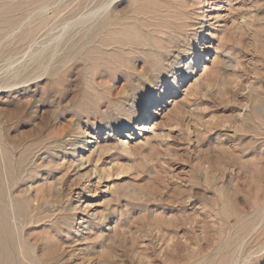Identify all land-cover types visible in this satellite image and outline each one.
Listing matches in <instances>:
<instances>
[{
    "label": "rangeland",
    "instance_id": "rangeland-1",
    "mask_svg": "<svg viewBox=\"0 0 264 264\" xmlns=\"http://www.w3.org/2000/svg\"><path fill=\"white\" fill-rule=\"evenodd\" d=\"M119 1L0 0V264H264V0Z\"/></svg>",
    "mask_w": 264,
    "mask_h": 264
},
{
    "label": "bare ground",
    "instance_id": "bare-ground-1",
    "mask_svg": "<svg viewBox=\"0 0 264 264\" xmlns=\"http://www.w3.org/2000/svg\"><path fill=\"white\" fill-rule=\"evenodd\" d=\"M119 2H120L119 0H96L95 9H92V10L89 11V13H87V15H88L87 17L90 18V19H88V21L89 20L92 21L95 18L97 19V18H101L102 17L101 21H99L98 24L96 25L95 30H93V35H92L93 39L96 38V40H97V42L99 44H101L103 41L107 42V40L110 39V35L111 34L120 36V38L117 39V40H114L113 43L119 42L121 44V46H123V45H125L127 43V40H126L127 38H123L121 36L122 35L121 34L122 30L120 28H118V26H117L118 24L115 22V19L112 18V15H114V13L116 11V8H117L116 5ZM35 30H32V31L30 30L31 32L28 34L27 38L31 39L34 36ZM110 44H112V43H110ZM0 213H1V211H0Z\"/></svg>",
    "mask_w": 264,
    "mask_h": 264
}]
</instances>
